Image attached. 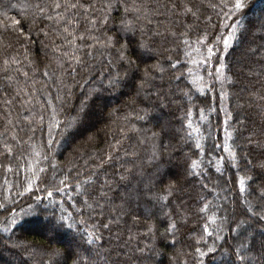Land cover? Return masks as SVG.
Listing matches in <instances>:
<instances>
[{
    "label": "trees",
    "instance_id": "1",
    "mask_svg": "<svg viewBox=\"0 0 264 264\" xmlns=\"http://www.w3.org/2000/svg\"><path fill=\"white\" fill-rule=\"evenodd\" d=\"M233 2L0 0V264H264V0Z\"/></svg>",
    "mask_w": 264,
    "mask_h": 264
},
{
    "label": "rangeland",
    "instance_id": "2",
    "mask_svg": "<svg viewBox=\"0 0 264 264\" xmlns=\"http://www.w3.org/2000/svg\"><path fill=\"white\" fill-rule=\"evenodd\" d=\"M226 25L224 26V28L226 30L222 31V37L220 40H222L220 42V40L217 42V44H212L208 47L209 49H212V51L208 52V58L205 59L203 62L206 66H208V81L207 83H209V85H212V83L214 84L213 88H212V94H213V98H217V102L219 103V107L221 109V112L223 113V127H222V141L225 145H227V147H225L226 152L229 154L228 151V143H229V139H230V133L228 132L227 128L228 125L226 124L229 120V118L227 117L226 113H227V96H226V91H225V86H224V73H223V54L225 52V49L228 47L225 46L224 44V39L228 38L229 42H230V26H229V21H227L225 23ZM230 28V29H229ZM222 43V44H221ZM208 64V65H207ZM219 69V71H218ZM193 72H197L195 69H193ZM198 73V72H197ZM198 76L200 78H204L206 76V74L204 75L203 73H198ZM206 79V78H205ZM104 123V122H103ZM102 124V123H101ZM75 135V134H74ZM73 138V136L70 138V140ZM232 158V157H230ZM261 193L263 194L264 191L261 190ZM243 223H241L242 226ZM250 230H246V235L249 237L251 234L249 232ZM31 232L33 233H38V234H42L44 235V233L46 231H44V229H42V226H38V224H36V226L33 225V229H31ZM48 236V235H47Z\"/></svg>",
    "mask_w": 264,
    "mask_h": 264
},
{
    "label": "snow or ice",
    "instance_id": "3",
    "mask_svg": "<svg viewBox=\"0 0 264 264\" xmlns=\"http://www.w3.org/2000/svg\"><path fill=\"white\" fill-rule=\"evenodd\" d=\"M224 6H225V7H228L229 5L226 4V5H224ZM244 7H245V4H244L243 0H234V2L231 3V10H232L233 12H235V13H239L242 9H244ZM236 27L238 28V27H239V24H237ZM228 43H229L228 38H225V39H224V44H225V46H227ZM209 51L211 52L212 49H209ZM120 55H121V59H125V58H126V57L124 56V52H123V51H121ZM127 59H128L129 67H132V66H133V61H132L130 58H127ZM218 71H219V69H218ZM145 75H147V71H145ZM118 77H119V73H117V78H116V79H113L112 81H110V83H113V84L119 83V79H118ZM199 147H200V146L197 145V148H198V149H199ZM225 147H227V145H225ZM193 166H195V164H194ZM239 184H240V191H244L243 180L239 181ZM48 195L51 196L52 193L49 192ZM261 198L264 199V196H262ZM205 231H206V232L208 231L207 227L205 228ZM239 247H240L241 249H243V248L245 247V245H244L243 243H241V244L239 245ZM262 247H264V244H262ZM239 258H240L242 261L246 260V257L243 256V255H241Z\"/></svg>",
    "mask_w": 264,
    "mask_h": 264
}]
</instances>
